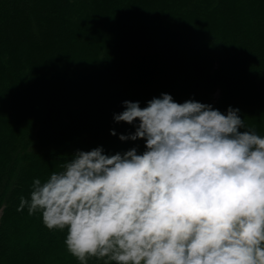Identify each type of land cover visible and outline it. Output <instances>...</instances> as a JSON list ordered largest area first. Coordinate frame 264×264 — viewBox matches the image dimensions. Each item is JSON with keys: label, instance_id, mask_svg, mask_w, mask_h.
Here are the masks:
<instances>
[{"label": "trees", "instance_id": "1", "mask_svg": "<svg viewBox=\"0 0 264 264\" xmlns=\"http://www.w3.org/2000/svg\"><path fill=\"white\" fill-rule=\"evenodd\" d=\"M260 86L264 0H0V264H79L20 198L77 151L142 154L119 139L138 124L114 122L124 101L232 107L264 136Z\"/></svg>", "mask_w": 264, "mask_h": 264}, {"label": "clouds", "instance_id": "2", "mask_svg": "<svg viewBox=\"0 0 264 264\" xmlns=\"http://www.w3.org/2000/svg\"><path fill=\"white\" fill-rule=\"evenodd\" d=\"M123 108L114 122L138 124L119 139L145 141L142 154L77 151L17 211L67 229L79 264H264V136L239 109L169 94Z\"/></svg>", "mask_w": 264, "mask_h": 264}, {"label": "rangeland", "instance_id": "3", "mask_svg": "<svg viewBox=\"0 0 264 264\" xmlns=\"http://www.w3.org/2000/svg\"><path fill=\"white\" fill-rule=\"evenodd\" d=\"M12 11H10V13H11ZM126 37V38H125ZM126 39H127V34H126V31L124 32V39H123V42L125 43V41H126ZM248 53H250V50H248ZM238 68L239 67H231L230 68V70H229V74L231 73V74H238ZM264 90V87H258V91L259 92H262ZM222 94L220 93V92H218V93H216L214 96H213V99H214V101H213V105H216V103L218 102V104H219V102H221V99L219 98L220 96H221ZM251 100H252V102H254V103H257V99H255V98H251ZM220 105V104H219ZM139 143H140V141H139Z\"/></svg>", "mask_w": 264, "mask_h": 264}]
</instances>
